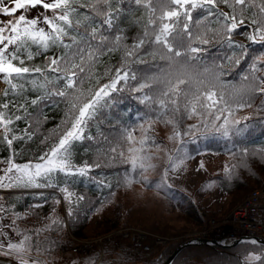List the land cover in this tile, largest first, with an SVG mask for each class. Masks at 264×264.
<instances>
[{
    "label": "snow or ice",
    "instance_id": "snow-or-ice-1",
    "mask_svg": "<svg viewBox=\"0 0 264 264\" xmlns=\"http://www.w3.org/2000/svg\"><path fill=\"white\" fill-rule=\"evenodd\" d=\"M37 7L51 15L29 18L27 13ZM134 13L140 14L133 18ZM41 23L47 31L38 26ZM57 48L60 55L47 54ZM225 48L231 50L225 63H206L214 50ZM117 53L118 64L98 70L104 57ZM41 55L45 64L29 63ZM233 72L238 82L222 78ZM0 80L8 86L0 102V139L11 150L7 158H0V165H5L0 168V190L55 189L63 194L71 217L74 204L85 196L69 189V177L100 170L96 182L111 188L102 170L121 165L124 187L170 189V181L190 158L183 152L185 137L194 141L198 133L241 135L253 116L264 114V0H0ZM29 91L37 93L35 98H25ZM125 100L143 106L139 123L110 129L118 133L115 137L106 135V113ZM61 104L62 124L41 140L47 143L55 137V142L34 160L17 162L14 142L32 140L49 119L45 109ZM244 109H252V114L238 117ZM194 118L199 123L183 126ZM20 121L25 127L18 135L15 126ZM157 124L171 126L168 139L180 147L170 150L158 142ZM93 126L98 131L93 132ZM78 144H86L85 152H95L92 163H74ZM231 155L236 163L224 167L226 181L249 166L250 156L264 158V149L250 153L243 148ZM154 160L164 161L156 184L148 175L158 167ZM58 177L64 178L63 184ZM2 201L0 197V264H52L49 238L41 237L58 230L63 221L49 217L43 227L21 229L17 221L25 217ZM47 202L45 198L29 209ZM61 202L55 199L54 204ZM9 233L19 241L13 242ZM245 260L264 264V253H250Z\"/></svg>",
    "mask_w": 264,
    "mask_h": 264
},
{
    "label": "trees",
    "instance_id": "trees-1",
    "mask_svg": "<svg viewBox=\"0 0 264 264\" xmlns=\"http://www.w3.org/2000/svg\"><path fill=\"white\" fill-rule=\"evenodd\" d=\"M8 0H6V3ZM140 13H134L133 18ZM48 30V29H47ZM46 30V31H47ZM234 39L238 42L247 43L242 36H235ZM253 48H259L258 45H253ZM32 51H36L33 46ZM61 49H50L47 53L52 55L61 54ZM231 53L230 49H223L220 52L213 51V56L210 57L206 63L211 65L213 62L216 64L225 63V57ZM120 54H112L106 56L101 61V66L98 70L103 71V65H116L119 62ZM30 64L43 65L45 64L44 56H37L35 60L29 62ZM227 67V65H226ZM225 81L236 83L239 77L235 72L231 76L222 77ZM2 81V80H1ZM3 82V81H2ZM8 86L3 83L0 88V102H3V89ZM37 93L27 92L24 94L25 98H35ZM13 94L10 92L9 99H12ZM260 101L257 100V103ZM143 106L136 103L134 100H125L118 109L113 110L111 113H106L107 119L102 121L103 127L105 128V134L115 137L118 135L116 131H109L114 128H121L127 126L130 122L135 125L137 115H143ZM35 115V109L30 108ZM16 114H21L17 112ZM45 114L49 117L46 124L42 128L36 130V135L32 140L15 141L13 147L19 155L16 157V161L23 163L27 160H34L36 156L46 151L48 146L55 142V137L47 143H41L44 136L50 135L56 125L62 124L64 120L65 107L60 105L53 107L50 110L45 109ZM252 114V109L248 115ZM140 118V117H139ZM111 121V123H109ZM248 128L241 135H235L223 139L213 140L208 143L210 150L220 152L221 150L228 148L230 150V165L236 163L231 153L239 151L243 148H248L250 153L253 150L264 149V114L261 116H253V119L247 122ZM17 133L22 134V130L25 127V122H17ZM93 132L98 131L96 126L92 128ZM85 145H77L76 151L74 152V163L83 164L84 161L92 163L95 158V152H85L83 149ZM11 150L7 145L0 139V158H7L10 155ZM249 166L246 168L237 169L236 176L231 181H226L225 176L220 180L221 189L231 196V199L227 205V210L223 213L214 212L212 215L220 217L226 215V213L232 211L245 197L246 195L257 187H264V158L261 156H250L248 159ZM125 166L116 165L111 168H105L102 170L103 174L107 178V182L112 185L111 188L101 187L96 181L101 178L100 170L93 171L89 176H76L67 178V186L69 189L78 195H84L85 200L74 204V215L69 217L67 214L68 205H65L66 215L59 211V205H55V199H61L59 192L55 189H11L6 190L0 195L3 197V203L10 209L14 205V210L21 213L25 218L19 220L23 227L27 226L28 229H34L43 227L45 224L50 223L49 217H58L63 221V226L58 230L46 232L42 235L49 238L51 243L50 252L56 250L58 245L64 241V238L58 237L61 234L64 235L66 228H69L71 233L78 237H84V230L89 221L91 212L99 208L102 204L111 200L113 193H115L120 187L124 186L123 175ZM58 183L63 184L64 178L58 177ZM43 193V197L39 194ZM47 198V203L42 208L29 209L30 205L43 203L44 199ZM53 207L56 208V212L53 213ZM197 217L201 218V215L196 214ZM210 219V218H209ZM121 223V222H120ZM118 221L114 222V225L107 224L102 232L111 231L116 227L122 226ZM65 231V232H64ZM161 232V230L156 231ZM58 233V234H56ZM167 234V232L165 233ZM116 243V242H114ZM178 241L170 243L162 251L157 254H152L148 259L142 261H136L130 252V246L127 242H121L116 246L110 244L106 247L104 257L102 258L103 264H163L169 257L170 253L177 247ZM250 253L261 254L264 253V245L253 244L251 242H245L233 247L223 248L219 246L209 245H191L183 249L178 256L175 258L172 264H246V256ZM95 261L98 259L99 254H95ZM259 264V262H255Z\"/></svg>",
    "mask_w": 264,
    "mask_h": 264
},
{
    "label": "rangeland",
    "instance_id": "rangeland-1",
    "mask_svg": "<svg viewBox=\"0 0 264 264\" xmlns=\"http://www.w3.org/2000/svg\"><path fill=\"white\" fill-rule=\"evenodd\" d=\"M19 14L18 12L17 16ZM44 15H51V13H46L40 7L27 13L29 18L40 17L42 19ZM3 19L8 18L3 17ZM38 26L47 30V26L42 23ZM2 85L3 82L0 80V88ZM249 112L250 109H244L238 112L237 116L242 117L248 115ZM140 116L135 117L136 124L139 123ZM189 123H199V121L195 118L185 120L183 126ZM135 125L130 122L127 126L134 127ZM171 134V126L156 125L157 141H162L163 146L170 150L180 147L168 139ZM135 135L138 137L139 133L137 132ZM197 136L198 138L194 141L185 137L186 143L183 145V152L190 158L185 160L182 171L176 175L174 180L170 181L172 184L170 189L161 190L156 187H145L141 184H133L130 188L120 187L110 201L91 212L83 238L91 243L93 249L91 248L90 252L85 253L72 251L71 247L76 246L82 237L73 235L70 229L66 228L64 235L58 236L64 238V241L58 245L56 250L51 252L49 257L52 264H89L90 261L95 262V254L97 255V253L99 254L98 259L101 260L104 257L106 247L110 244L119 246L118 244L121 242H127L130 246L129 238L123 236L110 237L109 230L102 232L107 224L114 225V222L117 221L121 222L122 226L119 227L134 226L142 231L149 230L167 236V240L162 244L163 248L158 251H162L174 241H178V245H180L195 237L212 238L204 235L206 232L204 224L209 221V218L210 220L217 218L220 221L229 216L231 212L220 217L208 216L214 212L229 211L227 205L231 196L221 189L220 180L225 176L224 167L230 165V150L228 148L220 152L210 150L208 143L215 139L226 138L224 136L219 134L201 136L199 133ZM161 155L163 154L161 153ZM201 162L204 164L203 169H200ZM153 163L157 164L158 167L148 175L153 184H156L160 179L164 161L154 160ZM4 166L0 165V168ZM2 174L0 172V175ZM4 191L6 190H0V193ZM59 194L62 197L63 194L60 192ZM61 201L59 211L66 215V202L63 199ZM196 214L201 215V218L197 217ZM17 223L21 229H28L27 226L23 227L20 221ZM159 230L162 233L156 232ZM166 232L167 234H165ZM191 234L195 235L189 236ZM9 235L13 242H18L20 239L12 233ZM155 252L152 253L156 254Z\"/></svg>",
    "mask_w": 264,
    "mask_h": 264
},
{
    "label": "built area",
    "instance_id": "built-area-1",
    "mask_svg": "<svg viewBox=\"0 0 264 264\" xmlns=\"http://www.w3.org/2000/svg\"><path fill=\"white\" fill-rule=\"evenodd\" d=\"M204 228L206 230L204 235L214 239H224L226 242L245 235L264 237V187L251 190L229 216L220 221L217 218H211L204 224ZM139 229L134 226L117 227L109 231V236L129 238L132 257L143 260L147 259L153 251L158 253L168 237ZM192 235L195 234L189 236ZM84 239L86 238H80V242L71 247V250L78 253L90 252L91 243Z\"/></svg>",
    "mask_w": 264,
    "mask_h": 264
},
{
    "label": "water",
    "instance_id": "water-1",
    "mask_svg": "<svg viewBox=\"0 0 264 264\" xmlns=\"http://www.w3.org/2000/svg\"><path fill=\"white\" fill-rule=\"evenodd\" d=\"M255 241L256 244L264 245V237L261 236H242L238 239L231 240L230 242H226L224 239H213V238H202V237H195L184 241L180 245H178L166 259L163 264H172L178 254L185 248L191 245H209V246H219L223 248L233 247L235 245L245 243V242H253Z\"/></svg>",
    "mask_w": 264,
    "mask_h": 264
}]
</instances>
